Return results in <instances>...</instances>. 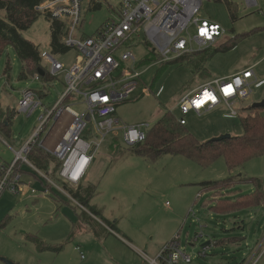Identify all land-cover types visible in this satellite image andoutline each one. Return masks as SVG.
<instances>
[{
    "label": "rangeland",
    "instance_id": "rangeland-1",
    "mask_svg": "<svg viewBox=\"0 0 264 264\" xmlns=\"http://www.w3.org/2000/svg\"><path fill=\"white\" fill-rule=\"evenodd\" d=\"M99 2L101 8L94 9V0L83 1L78 36L96 34L106 22L117 17L123 0ZM259 2L264 8V0ZM236 14L233 20L224 1L204 2L199 17L216 22L225 30L219 44L233 39L235 46L215 52L202 70L195 71L184 59L161 61L143 38L131 41L128 49L119 48V52L129 50L134 54L140 76L129 98L117 105L115 118L121 124H142L147 130L146 124L153 126L166 111L181 116V96L215 77L257 65L255 73L259 79L264 78V15L258 7H249L245 0L236 1ZM24 36L38 45L40 52H50L49 18L44 14L39 16L24 31ZM217 47L211 46L208 51ZM78 55L79 50L72 47L66 53L55 54V58L68 68ZM7 63L11 65L9 71ZM22 69L23 63L13 46L7 45L0 55V121L6 115L14 116L10 135L0 129L1 163L15 158L13 149L19 151L31 139L41 124L40 117L56 105L66 89L64 73L45 83L36 76L21 79ZM160 87L163 92L157 95ZM27 88L44 90L43 104L30 116L26 113L15 116ZM78 100L67 103L82 112L85 104L81 96ZM263 100L264 84H253L251 94L233 104L239 111L238 117L226 118L229 109L223 104L201 115H187L185 126L202 142L223 134L241 135L240 116L251 113L250 107ZM256 112L264 114V107ZM70 121L66 112L56 124L51 119L41 133V140L48 137L45 143L54 145ZM83 137L89 138L87 133ZM21 168L22 179L18 180L11 172L6 183L3 181L6 171L0 169V264H8L7 261L14 264H146L136 249L154 258L177 235L183 250L193 258L191 263L183 264H246L251 259H257L256 264H264V203L229 212L214 211L206 202L210 193L202 187L205 181L238 176L239 179L260 178L264 190V155L234 170H229L223 158L207 167L183 155L165 154L149 160L131 150L121 130L109 134L87 173V178L96 186L90 205L100 207L111 222L117 221V227L132 239L133 248L110 231L95 236L90 223H79L75 229L78 215L90 210H84L72 200L63 190L62 181L51 173L37 169L29 160L22 161ZM223 189L215 190L212 199H226L236 189L252 193L255 186L242 180L232 189ZM95 217L92 226L103 229L104 221ZM29 236L61 248L42 251ZM207 242H211L208 245L211 247L201 257L199 252Z\"/></svg>",
    "mask_w": 264,
    "mask_h": 264
},
{
    "label": "built area",
    "instance_id": "built-area-1",
    "mask_svg": "<svg viewBox=\"0 0 264 264\" xmlns=\"http://www.w3.org/2000/svg\"><path fill=\"white\" fill-rule=\"evenodd\" d=\"M83 1L46 0L37 7L41 14L67 21L64 42L79 50V55L75 63L67 68L51 51L41 52L42 62L51 75L56 77L64 73L66 89L56 105L40 117L41 124L34 130L31 139L19 151L13 149L15 160L8 166L0 164V169L6 171L4 183L18 161H28L27 154L36 143L60 160L59 179L77 189L94 161L97 150L109 134L121 130L129 146L146 139L142 124H121L115 118L117 105L129 98L138 85L136 78L140 76L134 54L129 50L119 52V48L128 49L132 46L131 41L143 38L159 54L161 61H169L218 46L225 33L218 23L199 17L204 2L211 0H123L117 17L106 22L96 34L81 37L77 29L82 23ZM245 1L249 7H258L264 15L259 0ZM256 66L246 67L227 77L212 79L182 95L179 101L181 124H187L186 116L191 113L201 115L223 104L229 109L226 118L238 117L239 111L233 104L246 99L252 92L253 84H264V78L258 80L256 77ZM162 92L163 87H160L157 95ZM79 96L85 104L82 112L74 110L67 103L79 101ZM42 104L38 92L27 88L22 93L19 111L15 116L20 113L30 116ZM65 112L71 117L69 125L53 147L47 145L45 140L48 137L41 140L45 125L51 119L55 124L60 122ZM146 127L148 129L149 125L146 124ZM84 133L89 138L83 137ZM45 179L50 181L47 176ZM63 190L76 201L64 187ZM210 247L205 245L199 256L205 257ZM140 254L146 264H183L193 260L181 247L180 235L166 243L154 258L144 251H140ZM256 262L257 259H251L246 264Z\"/></svg>",
    "mask_w": 264,
    "mask_h": 264
},
{
    "label": "trees",
    "instance_id": "trees-1",
    "mask_svg": "<svg viewBox=\"0 0 264 264\" xmlns=\"http://www.w3.org/2000/svg\"><path fill=\"white\" fill-rule=\"evenodd\" d=\"M44 1L46 0H0V55L7 45H12L17 56L23 63L20 78L28 79L30 76L38 75V78L47 83L53 80L54 76L44 66L38 45L24 36V31L30 28L39 16L42 15L37 7ZM219 1L226 3L232 19L235 20L237 18L236 1ZM101 5V2H94L92 7L99 9ZM45 16L50 21V51L53 54H63L70 51L72 47L66 45L64 42V36L68 28L67 21L52 19L49 15ZM86 36L88 35H81V37ZM232 40L229 39L222 42L213 51H208L207 49L185 55L177 60H187L195 71L202 70L205 68L206 62L213 57L215 52L227 50L235 46ZM145 44L149 47L148 43ZM149 48L154 56H159L151 47ZM10 68V63H7L6 70L9 71ZM37 92L40 97L46 94L44 90ZM258 108L260 107L252 105L250 107L251 113L246 116H240L243 127V133L241 135H231L220 140L211 139L205 142L199 141L185 125L181 124L180 116H176L172 111H166L153 126L146 130V139L141 143L130 146V148L135 154L149 160H156L165 154L183 155L194 160L202 167H207L217 159L223 158L229 170H234L243 166L246 162L264 155V114L256 112ZM10 115H6L5 119L0 121V129L9 135L10 124L14 114L11 118ZM27 159L37 169L51 173L54 178L59 179L60 160L42 148L39 143L32 146V149L27 154ZM20 163L22 162L18 161L15 167L20 165ZM51 167L53 168L52 171L50 170ZM14 171L13 169L12 173L14 176H17ZM242 180L252 182L255 186V191L252 193H241L236 189L226 199L221 201L212 199V194L215 190L221 188L232 189ZM62 183L63 187L71 196L82 206L88 208L91 214L100 217L112 230H117V221L111 222L102 215L97 207L90 205V201L96 193V186L94 184H81L77 189H74L65 181H62ZM202 187L206 193H210L211 197H207L206 202L209 208L214 211L229 212L239 208L259 206L264 203L262 181L257 177L239 179L238 176H229L216 181H205L202 183ZM78 216L79 219L75 221L74 227L79 223H90L91 229L95 233L98 232L92 226V223L96 220L91 215L83 211ZM29 237L35 241L38 249L42 251L61 248L60 246L50 245L36 236Z\"/></svg>",
    "mask_w": 264,
    "mask_h": 264
},
{
    "label": "crops",
    "instance_id": "crops-1",
    "mask_svg": "<svg viewBox=\"0 0 264 264\" xmlns=\"http://www.w3.org/2000/svg\"><path fill=\"white\" fill-rule=\"evenodd\" d=\"M241 70V69H240ZM239 71V70H238ZM237 71H235L234 73H236ZM234 73H232V74H234ZM232 74H225V75H222V76H219V77H215V78H222V77H227V76H230V75H232ZM256 77L258 78V76H257V74H256ZM215 78H213V79H215ZM261 79H263V78H261ZM261 79H259L258 78V80H261ZM51 146V145H50ZM53 147V146H52ZM51 147V148H52ZM14 151V150H13ZM15 154V153H14ZM16 157V156H15ZM15 160V158L14 159H11V161H9V163H7V162H3V163H1L0 162V164H2V165H6V166H8V165H10L13 161ZM94 162V161H93ZM92 162V163H93ZM92 165V164H91ZM52 167H53V165H52ZM51 167V171L53 170V168ZM91 167V166H90ZM14 173H16L17 174V176H16V178H18L19 177V179H22V168H21V163H20V165H18L17 167H14ZM89 171V170H88ZM88 173V172H87ZM90 178H87V174H86V176L84 177V179L82 180V182L80 183V185L82 184V185H88V184H92L91 182H90V180H89ZM95 207H97V209H99L100 211H101V213H102V215L106 218V216H105V214H104V212H103V210L100 208V207H98L97 205L95 206ZM93 217V216H92ZM101 225H103V229H101V228H99L98 227V232L97 233H95L94 231H93V233L95 234V236H97V237H100V234H103V233H105L106 231H110L109 233L111 234V233H114L117 237H119L121 240H123L124 241V244L125 245H127V246H129V248L130 247H134V244H133V241H132V239L125 233V232H123L122 231V229L120 230L118 227H117V230H112L111 228H109L105 223H103V224H101ZM101 229V233H100V230ZM112 231V232H111ZM209 244H211V242L209 243ZM209 244H207V245H209ZM146 248H148V245H146ZM141 251V250H139V249H136V251ZM159 253V252H158ZM140 254V253H139Z\"/></svg>",
    "mask_w": 264,
    "mask_h": 264
},
{
    "label": "water",
    "instance_id": "water-1",
    "mask_svg": "<svg viewBox=\"0 0 264 264\" xmlns=\"http://www.w3.org/2000/svg\"><path fill=\"white\" fill-rule=\"evenodd\" d=\"M253 106H257V107H264V100L261 101V102H258V103H255L253 104ZM231 135L230 134H223V135H220L219 137H216V138H213V139H216V140H220V139H223V138H227V137H230ZM210 242H207L205 245L209 244ZM8 264H14L10 261H7Z\"/></svg>",
    "mask_w": 264,
    "mask_h": 264
}]
</instances>
